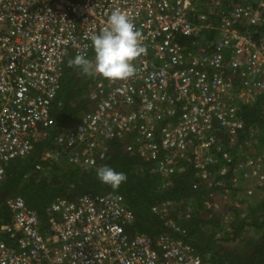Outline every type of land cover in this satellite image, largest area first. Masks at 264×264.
Instances as JSON below:
<instances>
[{
    "label": "built area",
    "instance_id": "built-area-1",
    "mask_svg": "<svg viewBox=\"0 0 264 264\" xmlns=\"http://www.w3.org/2000/svg\"><path fill=\"white\" fill-rule=\"evenodd\" d=\"M209 1V12L220 13L223 38L215 44L214 52L204 49L213 44L212 39L206 40L198 53H187L186 43L179 41L197 37L209 26L191 19L192 5L198 3L195 0H0V185L7 164L28 158L35 145L47 137L64 57H88L94 51L92 35L109 27L107 20L114 10L125 13L134 23L144 49L132 62L130 77L108 79L117 94L122 92V109L111 118L118 134L132 133L138 116L130 109L136 103L139 108L154 110L158 118H172L178 112V119L166 123L168 129H160V137L154 133L161 125L147 115L138 128L141 135L132 136L127 150L153 162L154 167L147 164L145 169L167 174L173 170L170 164L176 162L173 158L187 159L183 150L189 148L208 184H223L214 181V175L226 174L233 163L230 157L224 154L221 163L198 149L210 150L216 143L212 132L224 130L233 140L231 136L236 137L243 127L233 104L237 88L224 69L225 48H232L230 68L251 76L244 77L238 102L264 100V34L255 40L254 32L240 29L242 25H261L263 18L247 1L227 4L228 9H223L221 0ZM256 1L264 6V0ZM206 18L199 14L204 22ZM129 78L141 80V88H135ZM164 104L167 111L161 108ZM101 120L98 115L86 116L85 124L70 137L60 135L58 146L41 152V160L50 161L62 154L81 167L94 164L107 150L106 144L98 143L95 132L110 137L115 131L102 128ZM103 124H107L106 119ZM194 140L199 141L197 145ZM147 148L152 150L150 154L145 153ZM161 149L169 153L162 154ZM176 150L180 153L174 157ZM240 160V173L232 177V186L241 178L253 179L245 193L263 192L264 158L247 154ZM35 167L40 169L41 164ZM7 204L10 219L0 225V235L6 236L0 238V264H203L195 246L182 236L186 229L164 219L170 208L168 201L152 207L164 220V229L155 234L133 231L136 216L121 193L58 195L41 218L19 195Z\"/></svg>",
    "mask_w": 264,
    "mask_h": 264
},
{
    "label": "clouds",
    "instance_id": "clouds-1",
    "mask_svg": "<svg viewBox=\"0 0 264 264\" xmlns=\"http://www.w3.org/2000/svg\"><path fill=\"white\" fill-rule=\"evenodd\" d=\"M195 1H198V3L196 5L195 4L192 5L193 11L190 12L191 19L196 24L197 23H199V24L204 23V24H209V26L204 27L202 29V31L199 32V34L197 35L202 40L201 41V40L196 39L197 44H198L197 47L191 48L190 46L193 44V41L188 42V40H190L192 37H194L193 35L184 37L179 42H183L184 44L186 43V46H187L186 52L187 53L193 52V51H196L198 53L200 51L198 49L205 45L206 40H212L213 39V44L207 48H204V49L209 50L210 52L211 51L214 52L215 51V44L223 38V33H221V30H220L221 24H222V21L220 20L221 17L219 16L220 13H216L215 11H212V13L209 12V8H210L209 6H211V2L209 0H195ZM246 1L252 3L261 11L262 18L264 20V6L260 7L257 4L258 1H256V0L232 1L229 5L232 6L236 3H242V2H246ZM223 9H228L227 4H223ZM199 14H205L207 16L205 22H204V19H202V20L199 19ZM207 21H208V23H207ZM107 23L109 25L108 28L100 31L98 34L92 35V37H91L92 47H93L94 51L93 52L90 51L88 57H85L83 55H77L72 60L69 61L70 65H73V67L71 68V73H72L73 77H75L74 82L77 81V85L74 86L73 81L67 82V81H61L60 80L61 85H60V88L58 90L56 99L54 100L52 110H51V115L53 117V123L51 124V126L49 128V133L47 135V137L49 136V134L53 135V140H54L53 141V144H54L53 148H55L56 145L58 146L57 141H56L57 137H59L60 135L63 136V139L70 137V135H71L70 133L72 131L76 130L79 125L85 124L84 119L86 116H96V115H98V117L101 116L102 120L100 122V126L102 128H105L108 126V127H111L112 129L115 130V131H113L114 135L110 136V137L106 136L104 134H100V133L95 132V134H99V135H97L98 143H101V144L104 143V144H106L107 149H110L111 143L113 141H117L120 143V140L123 138H130V141H132L133 140L132 139L133 133L135 131H139L138 128H139L140 124H144L145 117L147 115H150L146 111L141 110L138 106H133V108H131L130 110H132L134 113H137L138 117L136 120L135 119L133 120V123H132V130L133 131H132V133H128V132L123 133L120 131V134H118L119 130L117 129V126L111 120V118L113 116H115L113 114V112L121 111L122 105L120 104V101L122 102V98H120V95L115 92V86L112 85V83H110L108 81V79L115 80V79H123V78L130 77L134 72L132 62L144 51V49L141 47V45L139 43V32L137 31L134 23L128 18V16L125 13L121 12L120 10H114L109 15ZM261 25H258V26H244V25H242V26H240V29L245 30V31L249 30V31L254 32V38L256 40L263 35V34H261V35H259V37L256 36V33H257L256 29L258 27H260ZM203 33H207L208 36L206 37L204 35H200ZM187 42H188V45H187ZM231 51H232V48H230V47L225 48L222 51V54L224 56V60H223V63L225 66L224 69L227 72V74H229L231 72V73L236 74L237 77L241 78L240 80H233L232 79L234 88H237L233 92V99H234L233 104H234V106H237L236 103L238 102V92L240 90L239 88L242 85H244L243 84V81H245L244 77H246V75H248L251 78V76L246 72L244 73V75H241V73L238 70H234V69L230 68V66L228 65V63H229L228 59L231 58L229 56ZM196 52H193V53H196ZM67 85H70V86L72 85L70 87L72 90L79 88V89H77V92L74 94V97H73V99L75 100V105H79L80 103H83L82 99H81V93L85 89V86H86V88H89L88 90H90V94H91L93 101H98V103H95L97 108H96V110H92L91 108H89L83 104L84 107L78 113L79 117L75 123L70 124L69 120H68V116L66 115V113H64L66 116L65 117L66 122L62 126H57V122L55 119V111H61L62 107L64 106L65 102L62 101V98L65 97L63 94V91H64L63 88H65ZM116 96H119L116 107L110 106L109 103ZM251 103H254V102H251ZM244 104H246V103H244ZM164 107L165 106H163L161 108H163L164 111H167L168 109H165ZM168 108H170V107H168ZM263 111L264 110H262V114L264 113ZM106 114H109V116H106ZM172 115H173L172 118H168V117L163 116V117L158 119L159 125H161V127L158 128L154 134H158V137H160V134H159V132L161 131L160 129L161 128L168 129L165 127L166 123L167 122L173 123L176 120V118L178 117V112H175ZM150 116L152 117V115H150ZM140 117H142V118H140ZM237 117L239 119H242L243 127L238 132L236 137L231 136V138L233 140H230V137L225 134L224 130H222L223 132H218L217 134L212 132L210 136L214 137L216 139V143H214V145H212L210 147V150L198 149V151H200V150L205 151L206 150L207 153H209L210 155L217 158V160H220L218 157H220L221 159L224 158L225 157L224 154H226V153H227V156H229V153H230L229 152V146L233 145L235 142H236V144L239 143L241 141V137H245V134L247 133V132H244L245 128L249 127L248 123L246 121H244L243 118L240 116L239 111H237ZM80 119L82 121H80ZM104 119L107 120V124H103ZM172 119H175V120H172ZM213 121H216V119H214ZM215 124L216 123H214V125ZM216 128H218V127H216ZM254 131H255V129H253V132ZM247 135H248V133H247ZM249 135H252V134L250 133ZM249 135H248V137H249ZM221 140H224L225 144H223L221 142ZM197 142H199V141L194 140L193 144L197 145ZM246 143H248V142L245 141V144ZM49 149H51V148H49ZM49 149H43L42 151L43 152L48 151ZM120 150L124 154L134 155L139 159V164H133L131 167V171L135 175L141 174L142 177H144L145 180L147 181V182H145L147 185H150V183H152L153 181H156L157 179H155V177L160 179V184L157 186L154 185V187H152V188L156 187L157 190H158V188L159 189H167V188L171 187L173 185V179H171L172 176L174 178V176H176V175L178 176L180 174L190 172V174L193 175L192 178L198 180V184L194 185L193 187H203V190L205 191L204 195H203L204 199L202 200V202L200 204L201 207H196L195 200L190 201V199L189 200L183 199L182 202H178V201L176 202L173 199H166L165 198V199H162L156 203L151 204L150 209L152 210L153 206H156L157 204H159L162 201H168L170 204L169 209H172L173 213L170 215L167 214L164 219L173 220L175 223H177L178 225H180L183 228H185V227L182 225V222L188 220L192 214L197 212L196 210H198V212L201 213L202 217H204V218H210L213 215L217 216V218H219L218 223H220V229H218L214 233L215 236L217 237V240H216L217 242L220 241L219 236L227 235L228 238H227V240H225L224 243H228L229 241L230 242L234 241V243H232V245H234V246L237 245L236 239H232V238L229 239V237H232V233L235 232V228H236L235 222H243V221L238 219L236 216H234V213L231 211L237 210V211H240V213H242L243 210H247L249 212L247 203L252 204L256 200H263V198L259 197V196L264 194V190H263V192L260 191L258 193H257V190H255L254 194L251 196H248L245 193V187L251 185L253 183V179L250 180V179H242L241 178V179H239V181L237 182L236 185L230 186V187H228V186L222 187L220 185H214V184L209 185L208 181H207V177H203L201 175V167L199 166L200 163H197L195 161L194 155L190 153L189 148H186L183 150V153H185L186 155L188 154L187 159L182 158V157H179V158L176 157L177 154L180 153L179 150H176L175 154L173 153L174 157H176L173 159L176 162L173 164H170V167H172L173 170L167 174H159L156 171L151 172L149 169H145L144 167L148 166L147 164H151L154 167L153 162L150 161V163H149L148 161H144L143 158L140 157V155L135 151L133 153L129 152L126 148V144L120 143ZM237 151L240 153L239 156H241V157H244L247 154H251V153H248L244 147L237 148ZM107 155L108 154L106 153L103 158H98L94 164L87 166V167H81L78 164L70 162L69 160H67V161H69L70 163L79 167L81 169V172L85 171L86 169H87V171H89V169H92V168L94 169L95 165H97L99 162L103 161ZM251 155H253V154H251ZM64 156L66 158V155H64ZM22 159H26V160L29 159L26 165H28V167L35 168L36 171L38 172V174H41V175L43 174V171L45 168V165L42 163L46 164V162H49V161H46V162L45 161H39V162L36 161L35 162V161L30 160L29 157L28 158L25 157V158L14 159L7 164L5 179L7 177L8 168H10V167L13 168V166L15 165V161L22 160ZM50 159H52V158H50ZM179 159H182V160H179ZM36 163L41 164L40 169H37L35 167ZM210 168H211L212 172H214L215 168L214 167H210ZM216 169H218V167H216ZM24 177L28 178V177H30V175L26 171H23L22 172V178H24ZM97 178L100 179L101 182L108 184L113 188H117L123 181H125L127 179V176L123 172H117L111 166L104 165V166L99 168V170L97 172ZM214 178H215V175H214ZM5 179L3 180V182L0 185V195H2L4 197H5V194L8 193V190L5 191V189L3 188V183H4ZM45 181H47V180H45ZM61 182L65 183L64 187L70 186L73 183L69 180L65 181L63 179H61ZM56 184H57V181H56ZM231 184H232V182H231ZM217 186H220L219 188H217L219 190L215 189V191H211L212 187H217ZM50 187L51 188L55 187V183L48 185L47 188H50ZM226 187H227V190H224ZM3 193H5V194H3ZM97 193H103V192H97ZM17 195L23 197L22 194L15 193V195L13 197L8 198V200H10V199L12 200ZM23 199H24V197H23ZM240 201H242V202H240ZM25 202H26V200H25ZM229 202L230 203L232 202V203L229 205V204H227ZM26 204H27V202H26ZM30 208H33V207H30ZM33 209H35V208H33ZM226 210H228L230 213H225ZM152 211L155 212L154 210H152ZM259 212L261 213V211H259ZM37 213H38V211H37ZM160 219L163 223L164 220L162 218H160ZM186 233H187V231H186ZM254 234H256V232H254ZM256 235L260 237V235H258V234H256ZM182 236L184 239H186L187 241H190L195 246L197 252L201 256V260H202L203 264H205V263L218 264V263L211 261V259H210L211 256L209 254H208V256L210 258L205 257L204 256L205 252L204 253L200 252L199 249L194 244L195 242L192 240V238L190 239L189 237H187V234L182 235ZM258 238H257V240H258Z\"/></svg>",
    "mask_w": 264,
    "mask_h": 264
},
{
    "label": "trees",
    "instance_id": "trees-1",
    "mask_svg": "<svg viewBox=\"0 0 264 264\" xmlns=\"http://www.w3.org/2000/svg\"><path fill=\"white\" fill-rule=\"evenodd\" d=\"M223 4H230L232 1L229 0H221ZM238 1V0H233ZM257 33L256 36L259 37V35L264 34V22L260 27L256 29ZM200 35L208 36L207 33H203ZM201 40L199 36L192 37L189 41H193V44L190 46L191 48L197 47V41ZM202 41V40H201ZM187 42V45H188ZM186 55V54H185ZM72 59H67L66 66H65V77L67 82H74L73 75L71 73V68L73 65H70L69 61ZM64 77V78H65ZM69 78V79H68ZM240 77H236L233 80H240ZM72 86V85H71ZM70 85H67L65 88H63V94L64 98H62V101L65 102L64 106L62 107L61 111H55V119L57 122V126H62L65 121V114L68 116L69 123H75L78 120V113L83 109V104H85L86 100L93 101L89 88H86L81 93V99L83 103H80L79 105H75V100L73 99L74 94L77 92L76 88L74 90L70 89ZM58 98V97H57ZM83 98H86L84 100ZM65 101H64V100ZM253 105V112L250 114L249 112L245 113L240 112V116H243L246 119V122L249 123L251 118L253 119L254 123H258L259 125L257 127H254L255 130L252 132V135H249L250 133L245 134V137H241V141L236 144V142L229 146V157L231 161L233 162L231 164V168L229 167L225 175H219L218 173H215L214 181H224L223 184H220V186H232V177L234 175H237L240 173L237 169V165L239 164L240 159L242 158L239 156V152L237 151V148L244 147L245 150L248 153H251L256 156H260L264 158V126H262V123H264V114H262V110H264V100L263 97H260V99L256 100ZM159 123V122H158ZM52 131V130H51ZM138 131H135L136 133ZM133 133V134H134ZM128 139L130 138H123L120 140V143L127 144ZM260 141L258 143L257 141ZM53 135H50L44 139L43 141L39 142L35 145L34 151L28 156L30 160L32 161H42L40 158L41 152L43 153V149H49L53 148ZM245 141L248 142L245 144ZM223 144H225L224 140H221ZM120 143L117 141H113L111 143L110 149L106 150V153L108 154L106 158L99 162L97 165H95L94 169H87L85 171L81 172V169L77 166L67 167L68 169L64 170V173L62 175V179L67 181L73 182L71 185H73L75 188L72 190H69L70 186L64 187L65 183L61 182V179L57 181L58 185L56 188V191L50 195H46V192L48 191V183L44 179L38 184V186L44 190L45 194L44 199H40L41 197L36 192L37 188L34 187L33 182H29L28 184L24 185L21 183L22 179V172L26 171L30 177L31 174L37 173L36 169L33 167H28L27 162L28 160L22 159L15 161V165L13 168H8L7 171V177L3 183V188L5 190H8L7 195L8 197H13L15 193H20L26 198V202L30 207L36 208L40 216L42 215V212L44 210L45 204H47L50 200L57 197L58 195H64L66 194H78V193H84V192H103V193H121L125 197L126 204L133 209L136 221L134 224L133 231L136 232H146L148 234H155L164 229L163 223L161 219L159 218V215L155 212H153L150 209L151 204L156 203L162 199H173L174 201L182 202L184 200H195L196 207H201L200 204L202 202L204 190L203 187H193L194 185L198 184V180L192 178L193 175L190 174V172H186L180 175H176L171 177L173 179V185L167 189H159L152 188L160 184V179L155 177L157 179L156 181H153L150 183V185H147L145 182L144 177H142L141 174L135 175L131 171V167L133 164H139V159L134 155H127L124 154L120 150ZM256 149V152H255ZM40 151V152H39ZM64 156L60 155V160H62ZM218 157V156H217ZM220 159V162L222 163V159ZM59 160V161H60ZM20 165L23 166V169L19 171V169H16V166ZM108 165L111 166L113 169H115L117 172H123L126 174L127 179L123 181L117 188H113L108 184H105L101 182L100 179L97 178V172L100 167ZM38 176V175H37ZM33 176L32 180L35 179ZM229 176V177H228ZM219 177V178H216ZM224 177V178H223ZM221 178V179H220ZM201 184V183H200ZM56 185V184H55ZM216 185V184H215ZM219 185V184H217ZM220 186L212 187L211 191L219 190ZM30 189L31 191L35 192H29L27 189ZM51 188V187H50ZM58 189V190H57ZM28 193H32L30 196H25ZM48 193V192H47ZM33 198H38L42 201L36 200V205L34 206L29 202V200L32 201ZM256 200V203H247L248 209L250 214H255L256 210L261 211V214L255 218L254 222L247 223L248 226H251L252 228H249V230L256 232V234L259 236H253L251 238H239V242L237 245L230 247L231 249H224L220 247L222 243L227 240V235L219 236V242H217V237L213 236V233H215L218 229H220V223L219 218L217 216H212L210 218H204L202 217L201 213L195 212L190 216V218L186 221L182 222V225L185 227L187 231V237L195 242H193L196 247L199 249L200 252H205L204 256L209 257L208 254L211 256V261L218 263V264H264V200ZM242 202V201H240ZM7 203H3V209L1 212L4 214V218L8 217V211H7ZM231 209V208H230ZM234 213V216L238 218L240 211L233 210L231 211ZM225 213H230L228 210L225 211ZM1 217V218H3ZM0 218V220H1ZM236 218V219H237ZM207 223V224H205ZM235 232L232 233V237H229V239H236L238 236L240 237V232L242 228H246L245 222H235ZM213 227V229H210V227ZM260 231V232H259ZM222 232V231H221ZM220 232V233H221ZM259 232V233H257ZM215 235V234H214ZM200 236V237H199ZM259 237V238H258ZM258 238V240H257ZM228 239V240H229ZM197 242V243H196ZM219 243V245H216ZM219 246V247H217Z\"/></svg>",
    "mask_w": 264,
    "mask_h": 264
},
{
    "label": "crops",
    "instance_id": "crops-1",
    "mask_svg": "<svg viewBox=\"0 0 264 264\" xmlns=\"http://www.w3.org/2000/svg\"><path fill=\"white\" fill-rule=\"evenodd\" d=\"M229 1H233V0H229ZM263 22H264V20H263ZM262 22V23H263ZM232 79H234V78H236L237 76H236V74H234V73H229L228 74ZM73 79H75V77H73ZM74 86H76L77 85V81H75L74 82V84H73ZM71 89V88H70ZM237 104V107H238V111H240V112H244V111H246L245 113H247V112H249L250 114L253 112V105H252V103H246V104H244V103H240V102H237L236 103ZM164 106H165V104H164ZM242 118H243V120L244 121H246V119L243 117V116H241ZM169 118H171V117H169ZM248 125H249V127L248 128H245V130H244V132H247V133H251L252 134V132H253V129H255L254 127H257L259 124L258 123H254V121H253V119L251 118V120H250V122L248 123ZM262 126H264V123H262ZM263 132H264V130H263ZM264 135V134H263ZM260 141L261 140H259V141H257L258 143H260ZM128 142H130V139H128ZM247 144V143H246ZM255 152H256V149H255ZM60 155H56V157L54 158H52V159H50V161L49 162H46V164L45 163H42V164H44L45 165V168H44V171H43V174H46L49 170H51V171H49V172H55V170H57L56 169V166H57V164H58V161L60 160V157H59ZM60 163V162H59ZM16 169L18 170L19 169V171H21V169H23V166H20V165H17L16 166ZM47 169V170H46ZM56 173V172H55ZM55 173H51L50 174V177H52V182L50 183V182H48V180H47V182H48V185H51V184H53V183H55L56 184V181H58L59 179H62V172H59V174L58 175H56ZM38 175V176H37ZM33 176H37V177H35V179H33L32 180V178H33ZM44 179V177L41 175V174H38V172L37 173H33V174H31V177H28V178H22L21 179V183H23L24 185H26V184H28L29 182H33L34 184H36V185H38L42 180ZM57 185H58V183L55 185V187H53V188H48V193L46 192V194H45V192H44V190L42 189V187L41 188H37V190H36V192L39 194V196L41 197L40 199H44V196L45 195H48V194H50V195H52L55 191H56V188H57ZM58 190V189H57ZM5 191H7V190H5ZM3 194H5V193H3ZM45 194V195H44ZM44 195V196H43ZM9 195H7V193L5 194V197L4 196H2V195H0V218L1 217H3L4 216V214L1 212V210L3 209V203L5 202V203H7V200H8V198H10V197H8ZM23 196V195H22ZM24 197V196H23ZM24 199L26 200V198L24 197ZM40 199H36V198H33L32 199V201L31 200H29V202L31 203V204H33L34 206L36 205V200L37 201H42V200H40ZM7 207H8V204H7ZM45 207H46V204H45ZM45 207H44V210H43V212H42V215L44 214V212H45ZM34 208V207H33ZM36 209V208H35ZM7 211H8V217H3V218H1V220H0V225L1 224H3V222H7V221H9V219H10V211H9V207H8V209H7ZM248 211L247 210H243V212L242 213H247ZM249 214H250V212H248ZM257 213H259V210H256L255 211V214H250V216H255V215H257ZM260 232V231H259ZM258 232V233H259ZM253 232H251V230H249V229H242L241 230V232H240V237L238 236V238H236V242L238 243L239 242V238H246V237H249V238H251V237H255V235H254V233L252 234ZM2 236V237H1ZM0 237L1 238H6V236L4 235V234H1L0 235ZM200 237V236H199Z\"/></svg>",
    "mask_w": 264,
    "mask_h": 264
},
{
    "label": "rangeland",
    "instance_id": "rangeland-1",
    "mask_svg": "<svg viewBox=\"0 0 264 264\" xmlns=\"http://www.w3.org/2000/svg\"><path fill=\"white\" fill-rule=\"evenodd\" d=\"M69 79V78H68ZM68 81V80H67ZM84 100H86V98H83ZM95 103H98V101H91V100H86V102H85V106H87V107H89V108H91V109H93L94 107H96V105H95ZM60 157V156H59ZM43 161V160H42ZM60 162V163H59ZM72 166H76V165H74V164H72V163H70L69 161H67V159L65 158V157H63L62 158V160H60V161H58V164H57V166H56V169L57 170H55V172H49V171H51V170H49L46 174H42L43 176H44V179L46 180H48V182H52V177H50V174L51 173H55L56 175H58L59 174V172H64V170L65 169H68L67 167H72ZM34 187L35 188H40L38 185H36V184H34ZM27 189V188H26ZM29 192H35V191H31L30 189H27ZM30 195H32L33 196V194L32 193H28V194H26L25 196H30ZM46 196V195H45ZM259 197H262L263 198V200H264V194L263 195H260ZM259 201V200H258ZM258 201H257V203H258ZM232 203V202H231ZM230 202L229 203H227V204H231ZM254 203H256V201H254ZM242 206V205H241ZM240 206V207H241ZM216 209V208H215ZM173 213V210L172 209H169L168 210V212H167V214H172ZM261 213L259 212V213H257V215H253V216H250V214L247 212V213H240L239 214V216H238V219H240V220H242V221H244L245 222V225H246V228L245 229H249V228H252L251 226H248L247 225V223H253L254 222V220H255V218L256 217H258L259 215H260ZM205 224H207V223H205ZM210 227V229H213V227H211V226H209ZM247 227H249V228H247ZM243 229V228H242ZM251 232H253V231H251ZM254 233V232H253ZM252 233V234H253ZM254 235H256V234H254ZM213 236L214 237H216L215 235H214V233H213ZM232 243H234V241L233 242H228V243H222V244H220L221 246L220 247H222V248H224V249H231L230 247H232V246H234V245H232ZM216 245H219V243H217ZM217 247H219V246H217Z\"/></svg>",
    "mask_w": 264,
    "mask_h": 264
},
{
    "label": "bare ground",
    "instance_id": "bare-ground-1",
    "mask_svg": "<svg viewBox=\"0 0 264 264\" xmlns=\"http://www.w3.org/2000/svg\"><path fill=\"white\" fill-rule=\"evenodd\" d=\"M193 52H196V51H193ZM75 56H73L72 54H69V55H67L66 57H64V59H63V61L61 62V64H60V72H61V81H66V77H65V66H66V61H67V59H73ZM65 77V78H64ZM128 81H129V83H131V84H133L134 86H135V88H137V89H139V88H141V86H142V81L141 80H138V79H134V78H129L128 79ZM120 95H122V92L120 91V93H119ZM118 99H119V96H116L115 98H113L112 100H111V102L109 103V105L110 106H114V107H116V105H117V102H118ZM123 103V102H122ZM125 105V104H124ZM134 106H138L139 107V104H135ZM96 108L97 107H94L92 110H96ZM133 108V107H132ZM140 109L141 110H144V111H146L147 113H149L150 115H152V118H153V120L155 121V123H158L159 122V118H158V116H157V114L155 113V111L154 110H150V109H145L144 107H140ZM80 121H82L81 119H80ZM141 135V133L138 131V132H136V133H134L133 134V136L134 137H137V136H140ZM129 143V142H128ZM127 145V144H126ZM152 152V150L150 149V148H147L146 149V151H145V153L146 154H150ZM162 154L163 153H169V151H166L165 149H161V151H160ZM171 154V153H170ZM173 155V154H172ZM64 156V155H63ZM65 157V156H64ZM229 177V176H228ZM216 178H219V177H216ZM224 178V177H223ZM221 179V178H220ZM217 185V184H216ZM73 188H75L74 186H70V188H69V190H72ZM85 193V192H84ZM79 194V193H78ZM73 195H75V194H73ZM54 199V198H53ZM52 199V200H53ZM52 200H50L47 204H46V206L52 201ZM46 208V207H45ZM9 211H10V209H9ZM38 216L41 218V217H43V216H40L39 215V213H38ZM2 237V236H1ZM0 237V238H1Z\"/></svg>",
    "mask_w": 264,
    "mask_h": 264
}]
</instances>
